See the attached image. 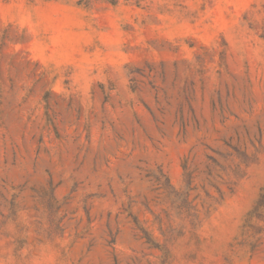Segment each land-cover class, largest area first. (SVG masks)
I'll list each match as a JSON object with an SVG mask.
<instances>
[{
  "label": "rangeland",
  "instance_id": "rangeland-1",
  "mask_svg": "<svg viewBox=\"0 0 264 264\" xmlns=\"http://www.w3.org/2000/svg\"><path fill=\"white\" fill-rule=\"evenodd\" d=\"M0 264H264V0H0Z\"/></svg>",
  "mask_w": 264,
  "mask_h": 264
}]
</instances>
